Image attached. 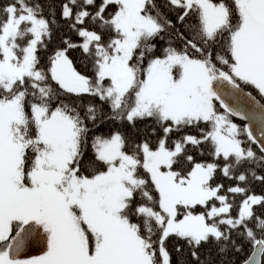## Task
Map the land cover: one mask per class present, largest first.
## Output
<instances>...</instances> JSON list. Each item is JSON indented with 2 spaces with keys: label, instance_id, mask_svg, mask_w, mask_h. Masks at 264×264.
I'll return each mask as SVG.
<instances>
[{
  "label": "snow or ice",
  "instance_id": "obj_1",
  "mask_svg": "<svg viewBox=\"0 0 264 264\" xmlns=\"http://www.w3.org/2000/svg\"><path fill=\"white\" fill-rule=\"evenodd\" d=\"M261 100L264 0L0 3V264H264Z\"/></svg>",
  "mask_w": 264,
  "mask_h": 264
},
{
  "label": "trees",
  "instance_id": "obj_2",
  "mask_svg": "<svg viewBox=\"0 0 264 264\" xmlns=\"http://www.w3.org/2000/svg\"><path fill=\"white\" fill-rule=\"evenodd\" d=\"M8 2H10V0H0V3H8ZM54 2L58 3L59 0H54ZM56 14H57L56 18H57V20H59L60 19V9H59V7H57V9H56ZM45 15H47V12H45ZM173 19H174V17H173ZM61 35L71 37V39L74 40V41L77 39V37L74 34H72V33L67 31L66 26L62 27V28H60L57 31L56 35L53 38L52 43L49 45V52L60 43ZM41 55H46V53H41ZM70 55L73 58L74 62L76 63L77 68L80 71L84 72L85 70H84V68H83V66H82V64L80 63V60H79V55H80L79 52L72 51V52H70ZM246 91H251V89H246ZM253 95H256V93L253 92ZM257 99H260V98L257 96ZM261 103H264V100H261ZM217 107L219 108L218 102H217ZM220 111H223V109H220ZM232 119H233V121L235 123H237L241 127H243L245 125L242 122L236 121L234 118H232ZM188 134L197 135L198 133L195 130H193V129H189L188 130ZM197 159L198 160L202 159V157L197 156ZM225 183H227V181H225ZM254 191H255L256 194H264V186L255 185L254 186ZM178 243H180V242H177V241H170L169 242V250L173 252V258L174 259L176 258V253L174 251V246L176 244H178ZM251 251H252L251 243H246L244 245L243 253H236V254L230 253L229 254V259H233L234 258L235 261H236V264H241L243 262V260H245L248 257V255L250 254Z\"/></svg>",
  "mask_w": 264,
  "mask_h": 264
},
{
  "label": "water",
  "instance_id": "obj_3",
  "mask_svg": "<svg viewBox=\"0 0 264 264\" xmlns=\"http://www.w3.org/2000/svg\"><path fill=\"white\" fill-rule=\"evenodd\" d=\"M237 120H239V121H241V122H245L246 123V121H244V120H241V119H239L238 117H235Z\"/></svg>",
  "mask_w": 264,
  "mask_h": 264
}]
</instances>
